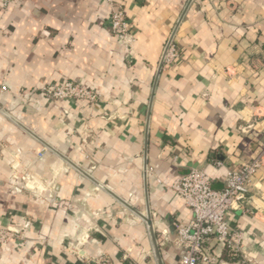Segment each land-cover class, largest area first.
Here are the masks:
<instances>
[{
    "label": "crops",
    "instance_id": "crops-1",
    "mask_svg": "<svg viewBox=\"0 0 264 264\" xmlns=\"http://www.w3.org/2000/svg\"><path fill=\"white\" fill-rule=\"evenodd\" d=\"M116 1L131 47L107 0L0 9V230L19 234L0 264H179L175 225L192 214L166 185L200 169L223 190L264 152V0ZM66 82L98 102L42 96ZM228 222L244 264H264V167Z\"/></svg>",
    "mask_w": 264,
    "mask_h": 264
},
{
    "label": "built area",
    "instance_id": "built-area-1",
    "mask_svg": "<svg viewBox=\"0 0 264 264\" xmlns=\"http://www.w3.org/2000/svg\"><path fill=\"white\" fill-rule=\"evenodd\" d=\"M111 6V34L131 47L134 39L131 34L130 22L124 6L116 0H107ZM17 0H0V9L8 11ZM180 58V51L173 39H170L164 54L163 63L174 64ZM6 91L0 88V93ZM43 97L50 101L88 102L96 104L98 95L91 87L77 82H66L60 85H49L41 90ZM43 154H41L42 156ZM220 166L221 164H217ZM264 167V152L255 160L244 164L237 170L229 171L224 178L225 188L215 190L204 171L192 169L188 175L177 178L166 188L179 196L192 214L188 223H177L176 247L181 252L179 264H239L245 263L241 256L240 232L234 231L229 222L228 214L239 210L251 192L257 173ZM19 234L15 230H0V246L17 240ZM216 243L222 246L229 255V260L221 259L211 252ZM125 264H136L129 256L123 257ZM91 264H113L104 256L90 262Z\"/></svg>",
    "mask_w": 264,
    "mask_h": 264
},
{
    "label": "water",
    "instance_id": "water-1",
    "mask_svg": "<svg viewBox=\"0 0 264 264\" xmlns=\"http://www.w3.org/2000/svg\"><path fill=\"white\" fill-rule=\"evenodd\" d=\"M148 224H149L150 228H152V222L151 221H148ZM157 255L159 256V253H157ZM160 264H162L161 261H160Z\"/></svg>",
    "mask_w": 264,
    "mask_h": 264
},
{
    "label": "trees",
    "instance_id": "trees-1",
    "mask_svg": "<svg viewBox=\"0 0 264 264\" xmlns=\"http://www.w3.org/2000/svg\"><path fill=\"white\" fill-rule=\"evenodd\" d=\"M225 258L229 260L228 253L225 252Z\"/></svg>",
    "mask_w": 264,
    "mask_h": 264
}]
</instances>
